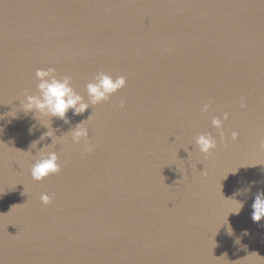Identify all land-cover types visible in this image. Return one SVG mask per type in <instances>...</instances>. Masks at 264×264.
<instances>
[{"label": "water", "instance_id": "obj_1", "mask_svg": "<svg viewBox=\"0 0 264 264\" xmlns=\"http://www.w3.org/2000/svg\"><path fill=\"white\" fill-rule=\"evenodd\" d=\"M48 67L85 100L98 71L127 85L69 124L53 118L60 136L91 115L92 151L59 140L60 173L36 182L25 151L48 121L11 111ZM224 112L220 143L211 119ZM203 132L218 141L208 157ZM261 141L264 0H0V264H264Z\"/></svg>", "mask_w": 264, "mask_h": 264}, {"label": "clouds", "instance_id": "obj_2", "mask_svg": "<svg viewBox=\"0 0 264 264\" xmlns=\"http://www.w3.org/2000/svg\"><path fill=\"white\" fill-rule=\"evenodd\" d=\"M36 91L34 94H29L27 90L24 91L22 99L19 100V105L14 107L15 117L17 111H22L25 115L31 113L36 121L46 119L48 121L47 126H43L47 129L38 140L33 141L29 150L25 151L32 156L33 162L30 165V176L32 180L36 182H42L46 180L50 175H56L61 171V164L59 162V156L56 151L48 150L53 145L57 144L59 140L70 137L72 144H80L83 142L85 152H91L92 146L89 144V131L85 126L86 121L84 119L75 124L74 127L69 128L63 135H55L57 129L52 127L53 118L63 121L64 124H69V118L67 113L71 110L73 116L83 115L85 111L97 105L106 103L110 98L124 89L127 85V79L125 75H111L103 70L98 71L89 82L84 85L87 100L81 94H79L72 86L71 77L68 75L60 76L57 74L54 67L37 68L35 70ZM211 101L204 103L200 111L207 113L210 109ZM119 108H125V102L120 100ZM241 109L247 107L246 103L242 100L240 103ZM229 119V113L224 112L221 116H213L211 119V127L216 130L220 137V143H227L224 135V122ZM29 128V132L33 131ZM45 138H50L51 143L46 144L43 147L37 149V144ZM239 139V133L237 131L230 132L231 142H235ZM195 150L205 157L211 156L218 147V141L216 136L211 132H203L198 134L194 139ZM259 150L264 151V141H261L258 145ZM36 149L35 155L32 154V150ZM228 174V173H227ZM227 177V175H226ZM223 178V177H222ZM255 183V182H252ZM250 187L245 189H238L235 195L246 194L250 191ZM229 199V198H228ZM234 201L232 210L228 212L233 214H239L244 206L243 201L230 198ZM40 202L43 205H49L52 203V197L47 193L40 195ZM251 219L254 223H259L264 219V191L256 193L255 198L251 204ZM229 235L232 234V230L228 228ZM246 234V233H245Z\"/></svg>", "mask_w": 264, "mask_h": 264}]
</instances>
